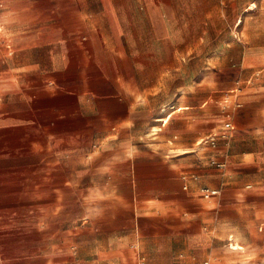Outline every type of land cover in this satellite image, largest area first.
Here are the masks:
<instances>
[{
	"label": "crops",
	"instance_id": "crops-1",
	"mask_svg": "<svg viewBox=\"0 0 264 264\" xmlns=\"http://www.w3.org/2000/svg\"><path fill=\"white\" fill-rule=\"evenodd\" d=\"M0 34V264H264V0H0Z\"/></svg>",
	"mask_w": 264,
	"mask_h": 264
},
{
	"label": "built area",
	"instance_id": "built-area-1",
	"mask_svg": "<svg viewBox=\"0 0 264 264\" xmlns=\"http://www.w3.org/2000/svg\"><path fill=\"white\" fill-rule=\"evenodd\" d=\"M225 128L228 131H233L234 130V126H232L230 123L226 124ZM217 138H218V136H215V135L214 136H210L207 139L202 140L200 142V145L209 146L211 148H217V146H218ZM211 163L213 165H217L220 168H224L225 167V164H221V163L217 162L216 160L212 161ZM202 194H203L204 198L209 199L211 197H214V196L218 195L219 193L217 191H211V190L205 189V190L202 191ZM206 264H208V263H206Z\"/></svg>",
	"mask_w": 264,
	"mask_h": 264
},
{
	"label": "bare ground",
	"instance_id": "bare-ground-1",
	"mask_svg": "<svg viewBox=\"0 0 264 264\" xmlns=\"http://www.w3.org/2000/svg\"><path fill=\"white\" fill-rule=\"evenodd\" d=\"M165 120L166 121H168V119H167V117L165 118ZM162 121H164V120H162ZM153 129V128H152ZM150 130V129H149ZM162 130V129H161ZM154 131V130H153ZM155 131H158L157 129L155 130ZM149 133V132H148ZM155 133V132H154ZM150 135V134H149ZM159 137V136H158ZM169 145V144H168ZM181 150V149H180ZM169 151V150H168ZM232 238V237H231ZM236 238H237V236H236ZM232 240V239H231ZM243 245V244H242ZM234 248H236V250H239V244H237L236 245V247H234ZM246 251V250H245ZM237 253V252H236ZM240 254V253H239Z\"/></svg>",
	"mask_w": 264,
	"mask_h": 264
},
{
	"label": "rangeland",
	"instance_id": "rangeland-1",
	"mask_svg": "<svg viewBox=\"0 0 264 264\" xmlns=\"http://www.w3.org/2000/svg\"><path fill=\"white\" fill-rule=\"evenodd\" d=\"M1 35V34H0Z\"/></svg>",
	"mask_w": 264,
	"mask_h": 264
}]
</instances>
